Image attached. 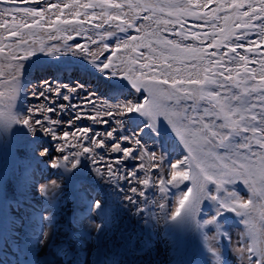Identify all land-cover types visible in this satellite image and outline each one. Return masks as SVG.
Here are the masks:
<instances>
[{
	"label": "snow or ice",
	"instance_id": "6c2138e0",
	"mask_svg": "<svg viewBox=\"0 0 264 264\" xmlns=\"http://www.w3.org/2000/svg\"><path fill=\"white\" fill-rule=\"evenodd\" d=\"M46 13H51L47 20ZM86 22L100 33L105 50L109 45L104 36L114 38L115 43L108 56L90 63L104 77L127 81L133 96L143 95L116 106L120 118L115 119V127L98 115L88 117L94 125H109L104 135L93 131L89 136V128H78L71 133L75 143H70L69 132L58 135L61 121L36 113L71 108L81 118L73 101L85 84L64 85L61 91L59 82L53 86L42 81L37 96L49 99L51 94L65 103L57 106L52 99L45 109L12 117V122L33 136L63 140L56 149L58 155L39 148L41 156H50L48 167L53 170L39 186L40 194L54 201L69 185L89 176L121 193L122 206L146 228L161 218L165 224H182L205 201L212 202L216 211L201 227L217 225L227 212L242 218L248 215L254 201L242 197L234 186L242 183L254 195L258 190L264 197V0H44L43 6L38 0L36 6L27 0H0V29L24 51L29 45L25 36H35V29L48 25L53 29L51 37L69 28L84 35ZM22 28L27 31L22 33ZM88 39L96 42L91 36ZM76 48L79 53L66 44L62 51L91 55L79 42ZM37 51L43 53L45 48L29 54ZM130 114L142 117V126L132 127ZM104 115L111 119L112 110H105ZM165 136L176 141L182 150L180 158L170 159L163 146L149 147ZM109 152L119 155L109 162L104 159ZM129 160L139 166L129 167ZM146 160L151 162L146 164ZM121 181L127 183L128 193ZM185 182L190 186L169 212L166 197L170 188ZM152 189L160 195L150 202L159 213L147 207V191ZM106 206L99 195L87 200L88 212L95 217L89 221L87 237L73 227L61 236L52 230L54 218L41 213V227L27 235L23 247L7 232H0V247L14 246L20 256L17 264H121L112 257L96 259L98 253L88 247L91 238L104 231V220L99 218L105 215ZM248 252L250 264H264V250L257 253L249 247Z\"/></svg>",
	"mask_w": 264,
	"mask_h": 264
},
{
	"label": "rangeland",
	"instance_id": "374dc122",
	"mask_svg": "<svg viewBox=\"0 0 264 264\" xmlns=\"http://www.w3.org/2000/svg\"><path fill=\"white\" fill-rule=\"evenodd\" d=\"M50 2L59 3L60 0H50ZM27 3L31 4L32 6H36L37 0H27ZM38 3L40 6H43L44 0H38ZM50 16L51 13H46L45 19L47 20ZM63 18L64 17H62V19ZM68 18L74 19L73 17ZM17 22H20L19 18ZM27 22H31L30 18ZM189 26H191V18H189ZM105 27H107V25ZM26 31V29H21L22 33ZM50 31H53V29L50 26L45 25L43 30L35 29V36H25V39L29 41L27 50L28 52H20L18 56H29L31 51L39 49L41 46L45 48V52L40 53L37 51L36 53L46 56L47 54H53L51 50L54 47L61 55H55L57 58H59V60L65 61L64 63H66L69 56H72L78 62L87 67L92 65L90 63L91 60L103 59L104 56H108L111 51L115 50L114 38L107 36L103 37V41L109 45L108 49L105 50L103 43L101 42L100 33L94 29L93 25H90L87 22L85 25L84 35H77L69 28L67 32L61 30L56 32L54 37H51L49 36ZM0 33L6 32L3 29H0ZM64 33L66 35H71L72 39H65ZM130 34H135V32L131 31ZM119 35L123 36V34ZM89 36H91L96 42L89 43ZM6 37L7 39H10L8 35ZM11 41L12 42L8 43V45H4L3 51H0V117H5L7 112H12L14 106V99L11 97V90H13L12 83L19 80V76L24 74L26 72H24V70H26L28 67L26 62L22 60L21 57L15 56V50L18 51L21 49L16 48V43L14 40L11 39ZM77 42H79L81 47L89 49L91 55H88V53L67 55L62 51L66 44H71L73 49L79 53V48H76ZM9 45H11V48ZM9 56L11 58H9ZM111 59L115 60V56L111 57ZM98 73L101 74L100 72ZM106 78L108 82H113L118 86L128 84V82L124 80L118 81L115 78ZM36 79L32 83H35ZM45 80L49 81L48 78H44L41 81ZM52 81L60 83V81L56 79H52ZM71 85H73V83H71ZM142 95V93H139L137 95V99H140ZM85 98L86 95L78 96L77 109L79 111H86L82 105L85 102ZM92 99L96 101L95 108L89 104V101L85 106L91 107V110H94L96 113L97 111H100L101 114H104L105 110L108 109L115 111L117 105L122 107L125 102H131L134 100V98L128 93H124L122 97L109 98V100L105 101V103L99 102V99H104L101 94L92 97ZM130 115L132 116V119L129 121V124L132 127H135L137 124L142 126V117H135V114ZM119 118L120 117L115 114V116L111 119L112 123H114L115 119ZM78 128L90 127H85L84 123L80 125L71 123L69 127L70 135ZM78 133L79 132H76V135ZM4 135V127L0 123V232H7L9 237L14 240L17 245L23 247V245L26 243L27 235L41 227L39 216L41 213H43L45 216H51L54 218L52 230L57 231L61 236L66 233L70 227H73L74 229L79 230L82 236L87 237L89 221L95 218L88 212L87 200H91L93 198L95 186L89 182V185H86L85 187L78 185L75 188V195H73L68 190V188H66L64 193L57 196L54 201L45 199L38 191V188L49 176L52 175L53 172L52 169V172H49L48 161H46V157L38 154L37 145L35 143H31L26 146V150L29 152V157L32 162L25 161V155L18 153L17 149L10 147V144L6 140V135ZM164 140L166 145L163 147V149L169 155V158H180L182 155V150L179 148L176 141L167 136H165ZM6 141L9 145L6 143ZM25 143L26 142L18 145L21 146ZM159 146L160 140H157L155 144L150 142L149 145V147L153 148H158ZM52 155L56 154L52 153ZM157 155H159V152H157ZM110 158H114L111 152H109L108 155L104 157V159L108 161ZM147 161L149 163L151 162L150 160ZM136 165L138 167V164ZM36 166L41 168L39 171L41 174L40 181L38 185L36 182H32V185L27 184L28 179L35 180L37 178V172L35 169ZM12 169L13 172L11 173ZM6 178H9L12 187L16 189V195L14 198L15 202L13 204H7V207H2L1 204L3 203V200L1 187ZM121 184L123 185L126 193H128V185H125L124 181H121ZM189 186L190 182H185L182 185H177L170 188V191L166 197L167 209L169 212L174 210L177 198L182 192L186 191ZM234 188L245 199H253L254 204L253 206H250L249 214L242 218L234 213L227 212L219 217V222L217 225H205L203 227L200 226L197 242L195 246H193L191 254V264H250V253L248 252V248L251 247L255 249L257 253H259L261 250H264V197L260 196L259 194L254 195L251 192V189L242 183H237ZM113 191V201L116 202L119 195L115 193V190ZM96 193H99V191ZM61 196L63 198H61ZM148 197L149 204L147 207L150 208L152 213H159L160 210L154 206L152 207L150 203L152 199L160 198L159 193L155 189L149 190ZM74 198H76L75 203ZM142 207H144L143 204ZM70 210H74L72 217ZM215 211V205L209 201L208 206L204 210L201 223L204 219L210 218L211 215L215 213ZM66 215L69 218L67 223L65 220H63ZM105 217L106 215L99 219H103L105 221ZM197 217L198 213L193 215L192 219L194 223ZM152 223L154 226L151 227V229H153L157 237L155 242L148 249L147 254L150 257H153V252H155V254L161 259L162 264H185V258L183 256V223L179 225H176L172 222L165 224L162 218L159 220V223H155V221ZM129 233L131 234L132 232ZM103 234H105V237L102 236L103 239L101 238L100 240H96V236H93L90 242H88V247L94 249L98 253L97 257L95 258L100 261H103L108 257L115 259L113 254L114 245H111V241H117L118 239L116 236L110 234L109 229L106 228V225L104 227ZM213 236L215 239L210 238ZM210 249L212 251H210ZM213 251L216 253L215 255L212 254ZM196 258H199L198 262ZM19 259L20 256L14 246L0 247V264H17Z\"/></svg>",
	"mask_w": 264,
	"mask_h": 264
},
{
	"label": "bare ground",
	"instance_id": "6f19581e",
	"mask_svg": "<svg viewBox=\"0 0 264 264\" xmlns=\"http://www.w3.org/2000/svg\"><path fill=\"white\" fill-rule=\"evenodd\" d=\"M29 70L31 71V73L34 71V73L33 74L26 73L23 76H21L18 82L17 91H16V94L23 93L26 96V100H24L23 102H18L16 98H14V100L17 103L18 113L20 115H25L28 111V108L30 109V106L32 107V111H34L35 109H40L38 105H31V104L41 101V100H45V97L36 95L37 91L35 90L34 85H32L31 83L25 84V81L29 79L28 78L29 76L37 77V76H40L41 73L43 74L49 73V68L45 66V67L30 68ZM55 76L59 81L63 82L64 84L71 83V82L72 83H77V82L84 83L85 89L78 91L75 94L77 97L80 95H86V93H87L86 99H88L89 96L94 97L95 95H93L92 93H89L88 91L89 87H90L91 92L93 93L97 92L98 94H101L104 96V100H101V101H106L109 98H113L117 96L122 97L124 95L123 92L129 93L132 96L134 95V92L130 87L126 88L125 90H122V88L107 84L105 81H103L102 79L98 77L92 76L88 73L84 74L82 71L76 70L71 67H68V68H65L59 71H57L56 69ZM15 84L16 82H13V85ZM60 88H61V91H63V87L60 86ZM133 97H136V95ZM90 102L93 103L94 100H90ZM55 103L58 106L59 104H63L65 102L57 98L55 99ZM74 103L78 105L77 99L74 100ZM67 109L64 111H56L53 113H49L51 119L61 121L60 126L57 128L58 135H62V133L65 131L69 132V127H70L69 121H72V120H71V115H68L66 113ZM71 111L73 110L71 109ZM113 114L115 115L116 112L112 110V115ZM124 119H126V116L124 117ZM1 121L3 123V126L9 132L12 140L15 142L26 141L25 139L27 137H21L22 135H18L19 133H23L28 136H33L29 133V131L25 127H24L25 131H24V130L17 129L5 123L6 121L4 117H2ZM79 122H81V119H79ZM103 125L104 124L93 125L92 127L89 128L90 131L88 135L92 134L93 131L99 132L101 135H104V129L107 127H103ZM112 126L115 127L116 126L115 123H113ZM79 135L80 133L77 134V136ZM35 136H40L43 139H48L47 144L49 148L56 149L58 144L63 143V140L54 141L47 135L37 134ZM68 140L70 143H75L71 135H69ZM161 146L164 147L165 142L160 140V146L158 148H160ZM117 155L119 154L114 153L113 157L115 158ZM145 163L148 164L149 162L146 160ZM133 164H138L139 166V163L137 161H131V160L127 161V165L129 167ZM124 183L125 185H127L126 182ZM133 186H136V185H133ZM103 188H104V192L102 194V198L104 200H107L108 196L112 197V192L110 191L112 188L109 186H106L105 184H103ZM116 193L119 195L118 197L119 207L112 200L111 202L112 205L110 209L112 211L115 206L117 210L119 211V231L115 232V234L119 235V241H116V243L119 244V249L116 248L117 245L113 246L114 253H115V256L117 257V260L121 261V264H162L161 259L155 254V252H153L154 253L153 257H150L147 254L148 249L155 242L157 235L155 234L153 229L144 227L140 218L133 216L128 210H126L124 206H122L123 195L118 192ZM124 193H126L125 189H124ZM148 193H149V190L147 191V195ZM192 218L193 216H190L188 219L185 220V222L182 225L183 244H184L183 255L185 259L187 258L186 249L189 246V244L194 240L196 234L199 231V228H197V225L193 222ZM129 232H132V233L130 234ZM141 248L143 249V251H140ZM129 249H132V250H129ZM186 264L188 263L186 262Z\"/></svg>",
	"mask_w": 264,
	"mask_h": 264
},
{
	"label": "trees",
	"instance_id": "16d2710c",
	"mask_svg": "<svg viewBox=\"0 0 264 264\" xmlns=\"http://www.w3.org/2000/svg\"><path fill=\"white\" fill-rule=\"evenodd\" d=\"M5 34L6 33H0V48H2V49H4V45L5 44L7 45L8 42H12L11 39H7V37H6L7 34L6 35ZM67 36L68 35H66L64 33L65 39H67ZM18 51L15 50V56H18L20 52L21 53L28 52V51H24L22 49L18 50ZM23 150L19 149L18 153H20L22 155L24 154L25 155V161L30 162L31 160H30V157H29V152L26 149H23ZM12 172H13V170H12ZM2 194H3V201H4L3 207H5L7 205V202L12 201L13 197H15V194H16V189L14 187H12L9 178H6L5 182H3V184H2Z\"/></svg>",
	"mask_w": 264,
	"mask_h": 264
},
{
	"label": "built area",
	"instance_id": "2783aa9c",
	"mask_svg": "<svg viewBox=\"0 0 264 264\" xmlns=\"http://www.w3.org/2000/svg\"><path fill=\"white\" fill-rule=\"evenodd\" d=\"M50 82H52V84H53V86H55L56 84H57V82H55V81H52V80H49ZM42 82V81H41ZM74 84H76V83H73V85ZM39 86H41V83H39L38 84V87ZM39 91H40V89H39ZM39 91H37V93L39 92ZM35 95V94H34ZM52 99H57V97H55V96H53V95H51V94H49V99H45V100H41V101H38V102H35V103H33V104H31V105H38L39 107H40V109H45V108H47V107H49L50 106V100H52ZM85 100V102L82 104L83 106L85 105V103H86V101H87V99L85 98L84 99ZM77 101H78V99H77ZM73 103H74V101H73ZM78 106V105H77ZM45 107V108H44ZM84 109H85V107H83ZM31 110V111H30ZM29 111L32 113L33 111H32V107L30 106V109H29ZM76 111H79V110H76ZM80 112V115H81V118H77L76 117V112H74V111H71V109L70 108H68L67 109V111H66V113L68 114V115H71V123L72 124H77V123H79V119H81V121L82 120H84L83 118H88V117H90L91 115H94V114H90V113H88V111L86 110V111H79ZM36 114H38V115H47L48 117L50 116V114L48 113V112H46V111H44V112H39V113H36ZM67 146V145H66ZM59 147V144H58V146H57V148ZM56 148V149H57Z\"/></svg>",
	"mask_w": 264,
	"mask_h": 264
},
{
	"label": "water",
	"instance_id": "95a60500",
	"mask_svg": "<svg viewBox=\"0 0 264 264\" xmlns=\"http://www.w3.org/2000/svg\"><path fill=\"white\" fill-rule=\"evenodd\" d=\"M126 88H129V84H128V85H125V86L122 87V89H124V90H125ZM206 204H207V201H205V202L201 205V208H204V207L206 206ZM189 248H190V247L188 246V248H187V260H189V256H188V254H189V252H188V251H189Z\"/></svg>",
	"mask_w": 264,
	"mask_h": 264
},
{
	"label": "flooded vegetation",
	"instance_id": "af4514ba",
	"mask_svg": "<svg viewBox=\"0 0 264 264\" xmlns=\"http://www.w3.org/2000/svg\"><path fill=\"white\" fill-rule=\"evenodd\" d=\"M109 125L108 124H106V127H108Z\"/></svg>",
	"mask_w": 264,
	"mask_h": 264
}]
</instances>
